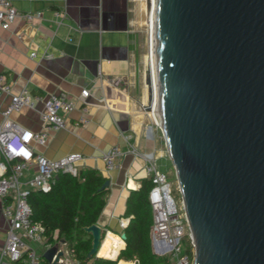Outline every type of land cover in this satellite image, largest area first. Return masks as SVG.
Segmentation results:
<instances>
[{
	"label": "water",
	"instance_id": "1",
	"mask_svg": "<svg viewBox=\"0 0 264 264\" xmlns=\"http://www.w3.org/2000/svg\"><path fill=\"white\" fill-rule=\"evenodd\" d=\"M154 54L194 264H264V0H156ZM84 230L90 260L104 237L97 224Z\"/></svg>",
	"mask_w": 264,
	"mask_h": 264
},
{
	"label": "crops",
	"instance_id": "2",
	"mask_svg": "<svg viewBox=\"0 0 264 264\" xmlns=\"http://www.w3.org/2000/svg\"><path fill=\"white\" fill-rule=\"evenodd\" d=\"M11 1L20 12H41L42 16L31 22L18 20L8 30L0 26V75L6 76L14 94L23 89L40 96L65 93L76 101L67 127L48 131L47 143L35 148L53 160L80 153L83 155L80 169H97L110 181L106 206L96 223L104 237L97 257L105 258L99 255L102 246L105 240L116 236L123 243L115 250L118 258L125 248L122 234L128 224L123 217L127 197L147 178L144 160L133 156L128 148L132 145L142 153L153 152L157 158L165 156L159 139L155 137L152 144L145 142L149 116L144 109L147 93L143 87L140 0ZM33 52L36 58L31 57ZM84 89L91 91L87 114L81 110ZM10 99L9 95L0 94V124ZM41 108V105L38 110L23 108L13 112L10 119L28 130L41 132L45 129ZM81 118H87L89 123H80ZM116 145L125 154L120 167L109 170L103 154ZM122 221L126 223L124 227ZM7 231L0 199V252ZM59 244L54 245L64 252L59 264H74V256L69 254L65 243ZM48 248L42 245V264Z\"/></svg>",
	"mask_w": 264,
	"mask_h": 264
},
{
	"label": "built area",
	"instance_id": "3",
	"mask_svg": "<svg viewBox=\"0 0 264 264\" xmlns=\"http://www.w3.org/2000/svg\"><path fill=\"white\" fill-rule=\"evenodd\" d=\"M41 16V12H20L11 0H0V26L3 29H10L18 20L31 22ZM31 57L36 58L37 54L33 52ZM0 94L11 97L10 104L3 112L4 121L0 124V199L2 215L8 222L7 239L0 252V264H7L6 260L10 264L20 260L24 264H42L40 251L42 245H45V228L33 221L29 197L32 192H48L62 172L77 176L83 155L71 153L53 160L39 154L35 146L47 143L48 131L65 129L68 116L77 104L65 93L40 96L23 89L19 94H14L5 75H0ZM90 95L89 89L81 92L83 114L89 112L87 99ZM153 104L154 101L150 105V111L147 110L148 106L144 109L153 117L156 126L161 128L159 115L155 114ZM39 105L42 106L39 112L45 128L41 132L28 130L10 119L15 111L26 107L38 110ZM80 123L88 124L89 120L81 118ZM146 137L154 140L153 126L147 128ZM128 152L144 160L147 178L153 182L148 193L153 212L150 229L153 252L161 257H169V264H194L196 245L182 196L178 204L168 175L157 167L156 153H142L132 145ZM124 154L120 146L111 147L103 154L106 168L118 169ZM177 189L180 193L179 186ZM121 225L124 227L126 223L122 221ZM69 254L74 256V251Z\"/></svg>",
	"mask_w": 264,
	"mask_h": 264
},
{
	"label": "trees",
	"instance_id": "4",
	"mask_svg": "<svg viewBox=\"0 0 264 264\" xmlns=\"http://www.w3.org/2000/svg\"><path fill=\"white\" fill-rule=\"evenodd\" d=\"M108 179L97 169H79L77 176L62 172L48 192H32L29 204L32 219L45 228V245L54 246L64 240L67 251H74V264H169V257L153 252L150 229L153 212L148 193L152 180L144 178L141 187L130 191L123 217L128 220L124 228L125 248L117 259L94 255L86 257L92 249V236L84 228L96 224L106 206L110 188H103ZM60 245V244H59ZM115 257V251L109 258ZM44 264H49L43 259ZM14 264H24L23 260ZM129 264V263H128Z\"/></svg>",
	"mask_w": 264,
	"mask_h": 264
},
{
	"label": "rangeland",
	"instance_id": "5",
	"mask_svg": "<svg viewBox=\"0 0 264 264\" xmlns=\"http://www.w3.org/2000/svg\"><path fill=\"white\" fill-rule=\"evenodd\" d=\"M141 2L142 1H140L138 4L140 5V14H139L140 15V17H139L140 18V21H139L140 22V34L142 36L143 52H144V59H143V65H142V73L144 72L143 87L145 88L146 93H147V97H146V101H145L146 106H150L152 101H153V96H152V92H151L150 83L148 82V79H150V74H149L148 66H147V53H148L147 20L149 18L151 4H150L149 0H143V4L141 6ZM138 4H137V6H138ZM148 116H149L148 127L153 126V131H154L155 137L157 139H159L160 147L163 150V153L165 154V156L157 158V160H156L157 167H158V169L162 170L164 173H166L168 175L169 181L172 184L173 196L179 204L181 195L177 189L178 188V181H177V177H176V173H175L173 163L171 162V159L169 158L168 153H167L166 144H165V140H164L162 130H161V128L156 126V124L154 123L153 117L151 115H148ZM145 142L147 144L155 143V138H154V140L145 139ZM119 246H123V244H121V245H118V244L114 245L113 244L111 246L112 249L110 251V254L105 256V257H109L111 255V252L115 251L116 248ZM120 263H124V262H120Z\"/></svg>",
	"mask_w": 264,
	"mask_h": 264
},
{
	"label": "bare ground",
	"instance_id": "6",
	"mask_svg": "<svg viewBox=\"0 0 264 264\" xmlns=\"http://www.w3.org/2000/svg\"><path fill=\"white\" fill-rule=\"evenodd\" d=\"M141 5L143 0H140ZM151 4L149 18L147 20V32H148V53H147V66L150 74V87L154 101V112H158V99H157V79H156V69H155V54H154V34H155V23H156V0H149ZM152 105V106H153ZM159 122V121H158ZM111 243H118L119 245L123 244L120 239L116 236L108 238L105 240L100 256H107L111 251ZM122 247V246H120ZM106 258V257H105ZM117 258V255L113 258ZM125 264V263H120Z\"/></svg>",
	"mask_w": 264,
	"mask_h": 264
}]
</instances>
